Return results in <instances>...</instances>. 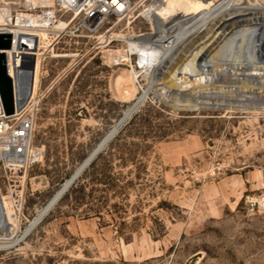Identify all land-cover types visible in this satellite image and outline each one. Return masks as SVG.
<instances>
[{"label": "rangeland", "instance_id": "obj_1", "mask_svg": "<svg viewBox=\"0 0 264 264\" xmlns=\"http://www.w3.org/2000/svg\"><path fill=\"white\" fill-rule=\"evenodd\" d=\"M177 2L166 0L171 14ZM110 22L115 40L65 35L49 47L38 81L36 70L32 145L43 155L0 174V264H264V110L193 109V91L231 95L221 81H188L184 94L169 81L205 38L190 40L152 81L144 67L137 74L128 48L149 24ZM141 96L95 165L38 222Z\"/></svg>", "mask_w": 264, "mask_h": 264}, {"label": "bare ground", "instance_id": "obj_2", "mask_svg": "<svg viewBox=\"0 0 264 264\" xmlns=\"http://www.w3.org/2000/svg\"><path fill=\"white\" fill-rule=\"evenodd\" d=\"M177 4L176 14L169 12L166 0L160 1L161 8L153 7L156 11L153 21L164 19L160 25L153 27L154 32L159 34L157 39L159 43L165 41L163 49L147 42L143 44L136 41L128 42V48L139 54V62L144 67L143 71L151 80L153 79L152 81L155 78H161L165 72L163 69L172 64L173 59H176L186 48L190 40L205 38V43L198 50H188L190 51L189 59L180 64V70L177 71V68L172 72V78L169 81L173 82L174 87L176 86V93L177 90L180 94L186 93L185 90L189 92L187 88L191 84L188 81H193L195 84L202 81L204 83H200L203 86L221 81L229 83L227 92L231 95L227 96L221 90H213V88L210 91L207 89L208 92L193 91L191 106L193 108L231 106L264 110V4L258 0H218L209 5H198L194 0H180ZM148 12L149 15L152 13V11ZM183 20L188 23L187 28H184V23L181 22ZM216 21L218 25H215ZM63 27L62 20L55 24L56 29ZM253 27L258 28L252 29ZM225 42H231L232 45L225 49L224 53L214 55ZM210 59H212L210 64L208 63L201 72L196 70L197 64ZM217 65L224 69L218 70ZM168 71L170 72V69ZM163 88L162 93L166 96L169 92L163 91ZM142 100L143 96L135 104H140ZM55 199L45 208L37 221L47 212Z\"/></svg>", "mask_w": 264, "mask_h": 264}, {"label": "built area", "instance_id": "obj_3", "mask_svg": "<svg viewBox=\"0 0 264 264\" xmlns=\"http://www.w3.org/2000/svg\"><path fill=\"white\" fill-rule=\"evenodd\" d=\"M160 1L162 0H0V33L10 35V47L0 49L5 54L6 72L13 81V55L33 54V92L36 70L38 81L43 61L48 57L47 51L54 41L65 35L74 38L107 36L112 41L116 38L113 22L110 21L126 17H134L141 23L149 24L150 30L139 32L135 36L136 42H147L163 49L165 41L159 43V34L153 28L164 20L160 18L153 21L156 13L153 7H159ZM139 6L142 8L137 10ZM147 11L152 13L149 15ZM59 20L64 21V27L56 29L55 24ZM181 22L187 28L188 23L185 20ZM129 56L135 58L133 68L137 70V74L142 75L139 54L131 52ZM38 106L39 100L31 93L24 107L5 114L0 100V174H18L42 158L43 151L32 145ZM13 187H17V184H13ZM254 204L251 202V205Z\"/></svg>", "mask_w": 264, "mask_h": 264}, {"label": "water", "instance_id": "obj_4", "mask_svg": "<svg viewBox=\"0 0 264 264\" xmlns=\"http://www.w3.org/2000/svg\"><path fill=\"white\" fill-rule=\"evenodd\" d=\"M9 47H10V35L8 33H0V49H6ZM13 61H14V79L12 81V79L9 77V75L6 72L5 54L3 52H0V100L5 114L13 113L15 109L20 110L22 107H24V105L27 103L32 93V87H33L34 65H35L34 55L30 53L14 54ZM13 83H14V90H13ZM23 92L24 95H22ZM138 106L139 103L133 106L129 114L126 115L121 120V122L116 126V128L108 135V137L104 139L94 149V151L88 157L87 161L84 162L82 166L69 177L68 181L64 184V187L59 191L58 196L56 197L54 203L48 208L47 212L61 198V196L66 192V190L73 184V182L78 178L80 173L92 162V160L96 157V155L110 141V139L115 135V133L124 124V122L132 115V113L137 109ZM193 109H197V108H193ZM246 109H250V108H246ZM42 218H40L38 222ZM29 230H27L24 234H26Z\"/></svg>", "mask_w": 264, "mask_h": 264}, {"label": "trees", "instance_id": "obj_5", "mask_svg": "<svg viewBox=\"0 0 264 264\" xmlns=\"http://www.w3.org/2000/svg\"><path fill=\"white\" fill-rule=\"evenodd\" d=\"M98 157H100V155L98 156ZM96 160H94L92 163H91V167H93L94 165H95V162ZM73 188V186L71 185V187L69 188V191L71 190Z\"/></svg>", "mask_w": 264, "mask_h": 264}]
</instances>
